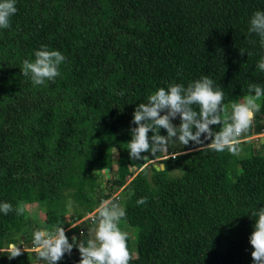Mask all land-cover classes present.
Instances as JSON below:
<instances>
[{
  "label": "trees",
  "instance_id": "obj_1",
  "mask_svg": "<svg viewBox=\"0 0 264 264\" xmlns=\"http://www.w3.org/2000/svg\"><path fill=\"white\" fill-rule=\"evenodd\" d=\"M16 8L0 30V201L12 205L0 214V264H46L35 259L32 234L58 224L73 248L57 264L79 261L87 215L102 199L117 202V191L120 225L134 226L129 264H252L248 213L264 205L260 139L245 157L207 141L173 145L162 169L142 168L156 152L130 159L126 143L136 104L158 87L206 75L226 105L249 83L264 85L256 69L264 48L247 32L264 0H17ZM41 45L66 62L53 81L34 86L19 68ZM253 121L245 137L264 132V97ZM105 169L113 179L102 181ZM139 197L146 202L137 205ZM34 199L45 211L35 229L25 207ZM69 201L82 220L73 226L65 225ZM16 237L23 249L9 259Z\"/></svg>",
  "mask_w": 264,
  "mask_h": 264
},
{
  "label": "clouds",
  "instance_id": "obj_2",
  "mask_svg": "<svg viewBox=\"0 0 264 264\" xmlns=\"http://www.w3.org/2000/svg\"><path fill=\"white\" fill-rule=\"evenodd\" d=\"M16 3L17 0H0V30L10 27V18L17 11ZM247 25L248 34L258 36L264 48V11H254ZM65 62L66 57L61 51L49 50L47 45H41L35 50L34 59L22 62L19 72L34 86L44 85L60 75V67ZM256 69L264 72V55L257 61ZM262 97L264 85L249 83L248 93L240 101L232 103L230 114L221 120L220 113L225 110L222 103L224 91L219 85L214 86V81L208 76L202 75L186 86L169 83L167 87H158L145 102L136 104L132 112L130 123L135 126L129 129L130 139L126 143L128 157L142 159V154L162 150L169 142L202 145L205 141L210 150L236 155L240 151L239 137L252 124L255 113L259 111L257 100ZM177 120L178 123L174 124L173 121ZM214 125L221 127L214 130ZM160 129L164 130V135L159 134ZM145 202V197L136 200L137 205ZM67 208L72 209L71 201L67 203ZM11 209L9 202L0 201V214L7 215ZM90 215L94 224L90 229L91 236L86 244L75 245L80 257L78 264H129L128 233L119 227L126 215L125 208L114 199H102L95 214ZM248 215L253 220L248 236L252 264H264V205L253 207ZM32 244L35 259L46 264H57L62 255L70 253L73 248V243L59 224L52 230H35ZM20 252L15 244H9L7 257L12 259Z\"/></svg>",
  "mask_w": 264,
  "mask_h": 264
},
{
  "label": "rangeland",
  "instance_id": "obj_3",
  "mask_svg": "<svg viewBox=\"0 0 264 264\" xmlns=\"http://www.w3.org/2000/svg\"><path fill=\"white\" fill-rule=\"evenodd\" d=\"M236 102H238V101H236ZM233 103H235V102H233ZM257 103L260 104V99L257 100ZM231 104L232 103H228V104L225 105V110H224V113H223V120L225 119V117L227 115L230 114V105ZM177 121H173V123L175 124ZM251 127L252 128L255 127V122L254 121H252ZM246 132L242 133L241 136L239 137V148H240V151L238 152V154L240 156H244V157L246 155H248L250 152H252L254 149L255 150H259L260 149V146L258 145L257 140L260 139L261 135L264 134V132H263L261 134H256V135H252L250 137H245L246 136ZM173 145L181 146V144L178 143V142H169V143H167L166 145L163 146L162 150L156 151V158L154 160L149 161L148 163H146V165H144L142 168H144L147 165H151L153 167L160 168L162 164H160L159 162L162 159L170 156V155H168L170 153L169 150H171L173 148ZM262 145H264V144H262ZM193 146L197 147L199 145H194L193 144ZM263 151H264V149H263ZM114 157H115V155H114ZM112 169L115 170L116 169V165H113ZM113 175H114V173H112V175H111L108 172L105 173V171H102L101 172L102 181H104V180H106L108 178L110 180L113 179V177H112ZM102 187H104V186H102ZM104 190H107L108 191V188L105 186L104 187ZM117 193H118V191L116 193H113L112 194V197H114L116 200H118L117 203H119L122 206V202L120 200V196L118 198ZM32 201H33V205L25 204V207L28 209V218H29V221L32 224L33 229H35L34 226L36 227L37 224H40L41 222H43L44 217H45L44 216L45 211H44L43 205H40L37 201H35V199L32 200ZM86 218H88V220H86L84 222V225L86 224V226L88 228L87 229L88 234H89V236H91L90 229L94 227V224L92 223V219H91V215L90 214L87 215ZM81 221L82 220L77 221L74 218V214H73L72 210H69L68 209V216L66 217L65 225L73 226L75 224H79ZM119 227L123 231H126L129 234L132 232V229L134 228L133 225H120V224H119ZM16 238H17V241L15 242V245L17 246V245H19L21 243L20 242L21 240H20L19 237H16ZM133 253H135V251H133ZM74 264H78V261H75Z\"/></svg>",
  "mask_w": 264,
  "mask_h": 264
},
{
  "label": "water",
  "instance_id": "obj_4",
  "mask_svg": "<svg viewBox=\"0 0 264 264\" xmlns=\"http://www.w3.org/2000/svg\"><path fill=\"white\" fill-rule=\"evenodd\" d=\"M260 142H261V144H264V136L260 137ZM162 168H163V165H161L160 169H162ZM104 171H105V173H107V172H109V169H105Z\"/></svg>",
  "mask_w": 264,
  "mask_h": 264
},
{
  "label": "built area",
  "instance_id": "obj_5",
  "mask_svg": "<svg viewBox=\"0 0 264 264\" xmlns=\"http://www.w3.org/2000/svg\"><path fill=\"white\" fill-rule=\"evenodd\" d=\"M261 136H264V134H263V135H261ZM21 249H23V246H21Z\"/></svg>",
  "mask_w": 264,
  "mask_h": 264
}]
</instances>
